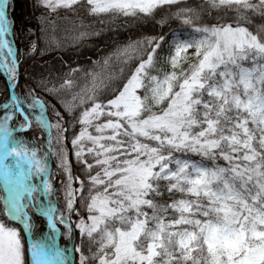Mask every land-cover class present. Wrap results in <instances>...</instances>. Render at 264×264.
<instances>
[{
  "label": "snow or ice",
  "instance_id": "obj_1",
  "mask_svg": "<svg viewBox=\"0 0 264 264\" xmlns=\"http://www.w3.org/2000/svg\"><path fill=\"white\" fill-rule=\"evenodd\" d=\"M16 2L0 0V264H264V0H32L42 33L58 9L161 27L117 49L136 63L103 98L95 70L23 68L40 38L16 46ZM80 71L93 88L67 101Z\"/></svg>",
  "mask_w": 264,
  "mask_h": 264
},
{
  "label": "trees",
  "instance_id": "obj_2",
  "mask_svg": "<svg viewBox=\"0 0 264 264\" xmlns=\"http://www.w3.org/2000/svg\"><path fill=\"white\" fill-rule=\"evenodd\" d=\"M184 2L190 7L197 8L204 0H184ZM19 3L21 8L25 9L24 12L18 13L17 9L20 8ZM176 10V6H173L172 11ZM41 11L32 7V0H17L16 2V11L14 13L18 29L16 46L24 48L28 40L40 38L39 47L41 51L35 55L34 59H27L23 68L27 69L37 79L40 78L42 73L44 75L51 73L53 77L63 76V74L68 73L73 68L86 71L95 70L100 73V79L96 82V94L100 98L110 94L113 89L121 87L136 63L135 60L129 61L127 64L122 63L121 59H118L114 55L117 49L126 45L130 40L139 39L147 34H157L162 30L155 21L144 23L126 20L123 17L98 18L88 16L82 9L77 12L58 9L57 12L49 15L48 22L43 25L45 31L42 33V25L37 19ZM168 15V11L158 12L156 20H160ZM216 15L218 13L213 11L212 16L215 17ZM21 16L26 18L27 24L35 35L26 34L24 26L20 24ZM202 19L207 21L209 19L208 14L205 13ZM179 27L180 25L177 21L169 20L168 25H165L163 31L169 32L172 28ZM81 33H86V35L81 37ZM46 40H55L58 46L53 45L49 47L45 43ZM105 57H111L107 68L103 67L102 58ZM93 61H100V67H95ZM185 67H187L186 64ZM72 79L75 81L73 88L63 93V97L67 101H73V96L81 93L83 89L93 88L91 77H86L84 71L76 73ZM23 82L21 80L22 84ZM3 90L4 81L3 78H0V99L3 98ZM45 99L51 104H56L57 108L60 109V105L56 100L47 96H45ZM75 103H79V98H77ZM60 110L63 111L62 109ZM76 111L79 113L81 109L77 108ZM75 130L79 131V125L76 126ZM28 135L31 136L32 134L29 133ZM68 147L69 149L71 148L70 142ZM193 158L197 159L196 157ZM55 165L56 163L53 160L52 169L54 173H57ZM73 168L76 171L74 158ZM56 182L57 186H59L58 174ZM32 216L37 225L35 229L36 234H39L43 230L40 219L35 213H32ZM0 219H4V217L0 215ZM10 226L20 227L18 224H11ZM23 241L27 259V241L25 237H23Z\"/></svg>",
  "mask_w": 264,
  "mask_h": 264
},
{
  "label": "rangeland",
  "instance_id": "obj_3",
  "mask_svg": "<svg viewBox=\"0 0 264 264\" xmlns=\"http://www.w3.org/2000/svg\"><path fill=\"white\" fill-rule=\"evenodd\" d=\"M19 6H20V8L17 9V10H18V13H20V12H24L25 9H22V8H21L20 3H19ZM20 10H21V11H20ZM53 160H54V162L56 163V161H55L54 158H53ZM58 196L60 197V199H59V204H60V206L62 207V206H63L62 193H58ZM31 215H32V213H31ZM17 228H18V230L21 231V239H22V243H24V241H23V237L26 238V241H27V237L24 236L23 231H22V229H21L20 227H17ZM42 231H43V230H42ZM42 231H41V232H42ZM41 232H40V233H41ZM34 234L36 235V230L34 231ZM64 243H65V241H63V240L60 241V244H61V245H63Z\"/></svg>",
  "mask_w": 264,
  "mask_h": 264
}]
</instances>
